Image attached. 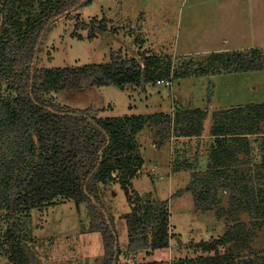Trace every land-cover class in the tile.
<instances>
[{
  "label": "trees",
  "instance_id": "obj_1",
  "mask_svg": "<svg viewBox=\"0 0 264 264\" xmlns=\"http://www.w3.org/2000/svg\"><path fill=\"white\" fill-rule=\"evenodd\" d=\"M91 1L38 0L37 13L22 19L16 0H0V252L10 264H40L34 252L31 212L69 199L87 204L88 229L101 235L102 264H119L115 217L100 196V183L118 182L127 191L131 208L123 216L129 252L169 246V201L152 199L149 194L129 195L132 180L144 164L137 135L148 126L155 129L172 123L177 136L198 137L204 131L207 110L189 107L173 113L100 116V109L93 106L59 104L46 94L104 85L124 89L131 84L144 89L158 80L170 83L172 78L207 74L210 69L194 65L172 69L171 58L164 61L154 54L39 67V53L53 23L71 17ZM257 52L228 53L221 58L224 71L264 69V55ZM212 119L214 142L206 167L200 170L199 164H186L185 155H176L174 171L191 169L192 173L187 185L172 197L190 191L197 210L215 209L218 217L246 211L252 226L235 218L216 240L212 253L187 257L178 264H264V255L244 254L245 240L255 236L254 229L264 222V142L259 161L241 160L248 153L246 136L263 133L264 102L224 107L215 110ZM223 188L235 200L230 209L220 206ZM210 245L199 243L204 251H210Z\"/></svg>",
  "mask_w": 264,
  "mask_h": 264
},
{
  "label": "rangeland",
  "instance_id": "obj_2",
  "mask_svg": "<svg viewBox=\"0 0 264 264\" xmlns=\"http://www.w3.org/2000/svg\"><path fill=\"white\" fill-rule=\"evenodd\" d=\"M15 4L22 19L38 11V0H16ZM257 8L259 10L260 6ZM255 9L251 11L249 0H92L75 10L71 17H62L50 27L39 53V67L106 63L116 58L140 59L143 54H154L164 61L171 58L172 69L189 65L210 69L207 74L172 78L168 84L151 83L144 89L131 84L124 89L104 85L46 94L59 104L77 108L93 106L100 109V116L147 114L150 109L173 113L195 106L207 110L200 137L177 136L172 123L155 129L148 126L137 135L144 166L133 178L129 195L149 194L152 199L169 201L171 237L168 247L129 252L123 216L131 208L127 191L118 182L99 184L100 196L115 217L121 247L119 264H178L187 257L212 253L216 240L235 218L245 222L247 227L252 226L246 211L234 217H218L215 209L197 210L190 191L176 197L172 194L187 185L192 173L191 169L174 171L176 155H185L186 164L204 166L208 162L214 142V137L210 136L213 112L229 106L264 102V69L247 71L240 76V73L224 71L221 59L232 51L256 50L264 55V44L260 43L264 42L261 28L264 7L259 14ZM251 21L256 22V33L262 32L260 36L251 31L249 38L257 44L233 47V43L246 40ZM91 30L92 36L89 35ZM216 53L222 55L216 56ZM219 69L221 72L215 73ZM260 130L263 133L246 136L248 153L241 157L242 162L252 164L260 160L264 122L260 123ZM220 191V206L230 209L235 202L230 190ZM88 225L85 202L69 199L33 209L30 227L40 264H102L101 235L91 232ZM254 231L255 236L244 242V254L264 255V222ZM203 241L211 243L210 251L199 246ZM223 248L220 246V251ZM0 264H10L1 252Z\"/></svg>",
  "mask_w": 264,
  "mask_h": 264
},
{
  "label": "crops",
  "instance_id": "obj_3",
  "mask_svg": "<svg viewBox=\"0 0 264 264\" xmlns=\"http://www.w3.org/2000/svg\"><path fill=\"white\" fill-rule=\"evenodd\" d=\"M249 4L251 5V11H253L255 8H256V6H260V8H259V10H258V8L257 9H255L256 11L258 10V13H256V14H259V12H260V9H261V7H264V0H249ZM254 14H255V12H254ZM255 14V15H256ZM259 22L260 23H262L261 22V20L259 19ZM259 22H257V24H259ZM255 24H256V22H253V21H251L250 22V25H249V31H248V36H247V38H246V40L244 41V42H235V43H233V47H236V46H241V47H244V46H251V45H253V44H257V42H255V41H253L251 38H249L250 37V34H253V32H251L252 31V29L255 31L254 32V35L256 34V35H260V36H262V32L261 33H256V30H255ZM263 24V23H262ZM262 29H264V26L262 25V27H261ZM264 31V30H263ZM250 39V40H249ZM226 42H228V40L226 41ZM261 44H264V42H260ZM241 47H237V48H241ZM245 72H247V71H245ZM245 72H233V73H240V76L241 75H243ZM229 73H231V72H229ZM249 104V103H248ZM145 105H147V104H145ZM244 105V104H243ZM147 108V107H146ZM195 108H197V106H195ZM198 108H200V107H198ZM129 109H131V108H129ZM148 109V108H147ZM149 109H150V107H149ZM163 111V110H162ZM146 112H148V113H152V112H159V110L157 111V110H155V111H151V109H150V111H146ZM163 112H166V111H163ZM131 114V113H130ZM143 114V113H142ZM202 135V134H201ZM200 135V136H201ZM200 136H198V137H200ZM210 136H212V135H210ZM142 153V152H141ZM200 165V167H199V169L200 170H203L205 167H206V165H207V163L203 166H201V164H199ZM144 166V165H143ZM142 166V167H143ZM142 170V169H141ZM181 171H183V170H181ZM179 172V171H178Z\"/></svg>",
  "mask_w": 264,
  "mask_h": 264
},
{
  "label": "built area",
  "instance_id": "obj_4",
  "mask_svg": "<svg viewBox=\"0 0 264 264\" xmlns=\"http://www.w3.org/2000/svg\"><path fill=\"white\" fill-rule=\"evenodd\" d=\"M157 82H164V83H166V84H168L169 82L168 81H166V80H158Z\"/></svg>",
  "mask_w": 264,
  "mask_h": 264
}]
</instances>
